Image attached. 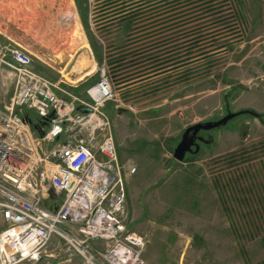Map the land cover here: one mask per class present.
<instances>
[{
  "label": "rangeland",
  "instance_id": "rangeland-1",
  "mask_svg": "<svg viewBox=\"0 0 264 264\" xmlns=\"http://www.w3.org/2000/svg\"><path fill=\"white\" fill-rule=\"evenodd\" d=\"M139 1L0 0V43L28 47L35 66L94 59L91 85L108 75L116 99L105 111L120 163L136 166L126 175V197L130 227L145 238L146 264H264L262 164H240L264 147V0H182L160 15H139L126 29ZM227 108L261 118H232L196 154L176 161L184 129ZM239 154L242 161L223 163ZM225 164L227 172L243 171L226 177L233 192L249 187L240 198L231 194L229 210L210 182ZM90 248L96 254L103 246L94 239ZM18 264L89 263L54 237L39 260Z\"/></svg>",
  "mask_w": 264,
  "mask_h": 264
},
{
  "label": "built area",
  "instance_id": "built-area-1",
  "mask_svg": "<svg viewBox=\"0 0 264 264\" xmlns=\"http://www.w3.org/2000/svg\"><path fill=\"white\" fill-rule=\"evenodd\" d=\"M0 66L14 75L12 94L0 103V264L39 260L54 237L89 264H146L145 238L130 227L126 197V175L136 166L120 163L105 111L116 99L108 75L101 72L83 99L59 95L22 47L0 44ZM255 151L256 158L240 164H262V181L264 147ZM242 160L239 154L223 163ZM225 167L214 170L212 183L229 210L231 194L240 198L249 187L233 192L226 177L243 171ZM259 199L263 209L264 195ZM94 239L103 246L96 254L90 250Z\"/></svg>",
  "mask_w": 264,
  "mask_h": 264
},
{
  "label": "crops",
  "instance_id": "crops-1",
  "mask_svg": "<svg viewBox=\"0 0 264 264\" xmlns=\"http://www.w3.org/2000/svg\"><path fill=\"white\" fill-rule=\"evenodd\" d=\"M0 39H2L1 36H0ZM14 44L18 45V46L26 49L28 52H30L28 47H23L22 45L17 44V43H14ZM1 45H3V44H1ZM30 53L32 56H35V54L32 51ZM83 57L85 59L82 60L81 58H79L75 63H73L71 65H70V63H67V64H63V65L58 66V67L49 65L48 63H46L44 61H43V64L41 66H39V65L35 66L34 60H33V69L37 73H39L40 75H42L43 77L48 79L50 82H52L54 84L53 89L59 95L63 96L65 94V92H67L73 96L78 97L80 94H82L84 92H85V94L87 93V89L91 86L90 79L96 70V64L94 63V59L91 60L85 55ZM82 83L85 84L83 89L81 88ZM94 83H92V85ZM13 88H14V75H13V73L11 71H9L7 68L0 66V103L10 97V95L12 94ZM86 97H87V94H86ZM86 97H82V98L84 99ZM180 139H181V137H180ZM172 155H173V153H172ZM188 156H189V153H187L185 155V158L182 161L187 160ZM192 157L193 156H191V159H192ZM175 160L179 161L177 159H175ZM182 161H179V162H182ZM210 182L212 183V181H210ZM214 193H215V195H218L217 192H215V190H214Z\"/></svg>",
  "mask_w": 264,
  "mask_h": 264
},
{
  "label": "water",
  "instance_id": "water-1",
  "mask_svg": "<svg viewBox=\"0 0 264 264\" xmlns=\"http://www.w3.org/2000/svg\"><path fill=\"white\" fill-rule=\"evenodd\" d=\"M77 109L81 111H87L88 108L82 105L77 106ZM242 114H249L254 116L255 118L260 119L261 113L257 111H253L250 109H242L239 111H231L229 108L226 110V114L222 116L219 119L211 120V121H205V122H197L194 124H191L187 126L182 135L180 141L177 143V145L173 149V157L179 161H182L185 158V155L187 153L189 154H196L199 149L200 145L196 142V139L200 137L197 136V133L200 130H212V129H219L227 124L229 120L232 118H235ZM37 127V125H34ZM192 146H194V149H192Z\"/></svg>",
  "mask_w": 264,
  "mask_h": 264
},
{
  "label": "trees",
  "instance_id": "trees-1",
  "mask_svg": "<svg viewBox=\"0 0 264 264\" xmlns=\"http://www.w3.org/2000/svg\"><path fill=\"white\" fill-rule=\"evenodd\" d=\"M156 1H160L159 3L156 4H161L160 6L155 5ZM182 0H140L137 4L134 3L135 5H137V7H133L131 9H129V13L127 15V18H125V20H127V25H125V28L128 29L130 24H132L131 22L138 17L139 15H144V16H152L155 15L159 12V15L162 14V12L174 8L175 3L180 2ZM131 1H129L130 3ZM134 2V1H132ZM154 5V6H153ZM154 9V11H156L158 9V11L156 13H152V8ZM167 7V9H166ZM157 8V9H156ZM170 13V12H169ZM171 14V13H170ZM165 15H168V13H165ZM162 16V15H161Z\"/></svg>",
  "mask_w": 264,
  "mask_h": 264
},
{
  "label": "flooded vegetation",
  "instance_id": "flooded-vegetation-1",
  "mask_svg": "<svg viewBox=\"0 0 264 264\" xmlns=\"http://www.w3.org/2000/svg\"><path fill=\"white\" fill-rule=\"evenodd\" d=\"M211 131L212 130H200L197 133V136L201 138L200 140H199V138L196 139V142L200 145V148H201V146L211 142V140L213 139ZM192 149H194V146H192ZM189 155H193V154H189Z\"/></svg>",
  "mask_w": 264,
  "mask_h": 264
},
{
  "label": "bare ground",
  "instance_id": "bare-ground-1",
  "mask_svg": "<svg viewBox=\"0 0 264 264\" xmlns=\"http://www.w3.org/2000/svg\"><path fill=\"white\" fill-rule=\"evenodd\" d=\"M72 14V13H71ZM27 16V15H26ZM67 16H71L69 13H67ZM76 30H77V32H78V34L80 33V29H79V27L78 28H76ZM76 32V31H75ZM80 36V35H79ZM82 36V35H81ZM83 38V37H82ZM81 44V43H80ZM85 44V43H84Z\"/></svg>",
  "mask_w": 264,
  "mask_h": 264
}]
</instances>
